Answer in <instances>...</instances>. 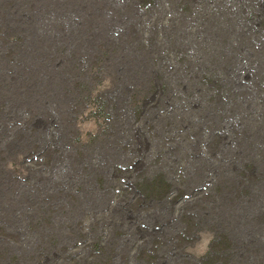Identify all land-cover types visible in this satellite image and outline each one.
<instances>
[{
    "label": "rangeland",
    "instance_id": "1",
    "mask_svg": "<svg viewBox=\"0 0 264 264\" xmlns=\"http://www.w3.org/2000/svg\"><path fill=\"white\" fill-rule=\"evenodd\" d=\"M0 264H264V0H0Z\"/></svg>",
    "mask_w": 264,
    "mask_h": 264
},
{
    "label": "bare ground",
    "instance_id": "2",
    "mask_svg": "<svg viewBox=\"0 0 264 264\" xmlns=\"http://www.w3.org/2000/svg\"><path fill=\"white\" fill-rule=\"evenodd\" d=\"M152 0H140V3H141V6H144V5H147L148 4V2H151ZM99 10L101 9V8H98ZM105 11V10H104ZM108 11V10H107ZM89 35V34H88ZM62 63V62H61ZM22 74V73H21ZM26 78V77H25ZM71 80V79H70ZM82 85V84H81ZM79 87H81V86H79ZM78 87V88H79ZM65 91V90H64ZM70 91V90H69ZM65 98L66 99H68L69 98V96H68V94H65ZM31 125H32V127H33V130H37V131H39V129H41V130H44V129H48L49 128V126H47V122H45V120H42V119H40V118H37V119H35V120H33L32 121V123H31ZM45 126H46V128H45ZM75 138V140H77V138L76 137H74ZM73 138V139H74ZM75 140H73V141H75ZM251 175H254L255 177H256V180L257 181H259L260 180V177H258V176H256L254 173H252V174H250V175H247V173H245V174H243L242 175V178L244 179H246V178H249ZM156 185V183H154V182H151V183H149V184H143L142 185V187L140 186V193L143 195V196H145V197H152L154 194L156 195V189L155 188H153L154 186ZM146 190H148L147 192H146ZM153 194V195H152ZM156 197V196H155ZM162 198L163 197H159V198H157L159 201H161L162 200Z\"/></svg>",
    "mask_w": 264,
    "mask_h": 264
}]
</instances>
